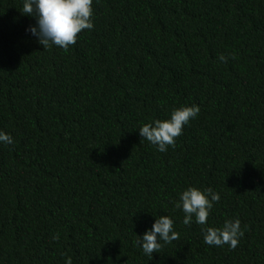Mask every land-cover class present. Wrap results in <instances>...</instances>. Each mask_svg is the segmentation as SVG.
<instances>
[{
  "label": "trees",
  "instance_id": "1",
  "mask_svg": "<svg viewBox=\"0 0 264 264\" xmlns=\"http://www.w3.org/2000/svg\"><path fill=\"white\" fill-rule=\"evenodd\" d=\"M22 8L0 0V264H264V0H92L67 51ZM193 105L174 147L140 136ZM188 187L220 196L206 225ZM162 215L179 239L150 257ZM235 219V249L204 242Z\"/></svg>",
  "mask_w": 264,
  "mask_h": 264
},
{
  "label": "clouds",
  "instance_id": "2",
  "mask_svg": "<svg viewBox=\"0 0 264 264\" xmlns=\"http://www.w3.org/2000/svg\"><path fill=\"white\" fill-rule=\"evenodd\" d=\"M22 13L35 17L36 26L30 27L29 30L32 35L38 37V43L43 49L55 45L67 51L76 43L83 30L93 28L92 0H23ZM218 59L227 63L229 57L221 54ZM199 111L196 105L173 109L169 119L145 123L138 129L139 134L156 145L158 151L164 152L169 146H175L176 138L182 135L184 126L195 118ZM0 142L12 144L13 139L0 131ZM219 199V194L211 188L201 191L188 187L180 194L175 206L182 208L185 214L182 221L184 225H190L195 218V222L203 226L207 224L214 202ZM202 232L207 245H228L230 249L238 246L239 238L244 234L239 219L226 220L222 227H204ZM136 237V245L151 257L153 252L159 253L164 245L178 240L179 233L173 231L172 219L162 215L155 219L151 229L146 230L142 237ZM58 239L59 233L53 236V240ZM65 264H72L71 257L66 258Z\"/></svg>",
  "mask_w": 264,
  "mask_h": 264
}]
</instances>
